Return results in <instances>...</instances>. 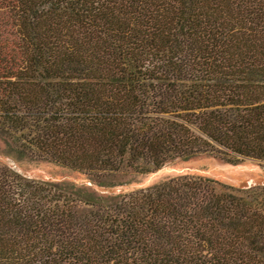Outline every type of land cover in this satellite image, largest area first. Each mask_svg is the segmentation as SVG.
Listing matches in <instances>:
<instances>
[{
  "label": "trees",
  "instance_id": "16d2710c",
  "mask_svg": "<svg viewBox=\"0 0 264 264\" xmlns=\"http://www.w3.org/2000/svg\"><path fill=\"white\" fill-rule=\"evenodd\" d=\"M0 264H264V185L130 175L264 166V0H0ZM119 189V190H116Z\"/></svg>",
  "mask_w": 264,
  "mask_h": 264
},
{
  "label": "rangeland",
  "instance_id": "374dc122",
  "mask_svg": "<svg viewBox=\"0 0 264 264\" xmlns=\"http://www.w3.org/2000/svg\"><path fill=\"white\" fill-rule=\"evenodd\" d=\"M4 143L0 139V162L8 164L22 175L32 179L67 180L85 183L84 175L67 170L57 164L37 159H21L6 154ZM195 175L214 180L217 191H229L230 187L250 188L264 185V166L257 161L246 158L232 164L209 154H199L188 159L174 158L159 169L147 173L130 175L131 182L119 189L131 190L144 187L178 175ZM116 189V190H119Z\"/></svg>",
  "mask_w": 264,
  "mask_h": 264
},
{
  "label": "water",
  "instance_id": "95a60500",
  "mask_svg": "<svg viewBox=\"0 0 264 264\" xmlns=\"http://www.w3.org/2000/svg\"><path fill=\"white\" fill-rule=\"evenodd\" d=\"M254 160V159H253Z\"/></svg>",
  "mask_w": 264,
  "mask_h": 264
}]
</instances>
